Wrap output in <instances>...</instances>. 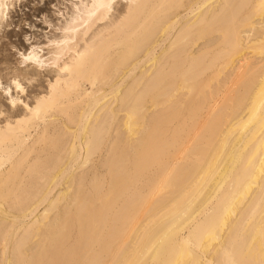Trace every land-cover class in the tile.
I'll return each mask as SVG.
<instances>
[{
    "label": "bare ground",
    "instance_id": "6f19581e",
    "mask_svg": "<svg viewBox=\"0 0 264 264\" xmlns=\"http://www.w3.org/2000/svg\"><path fill=\"white\" fill-rule=\"evenodd\" d=\"M67 16L46 91L0 86V264H264V0Z\"/></svg>",
    "mask_w": 264,
    "mask_h": 264
},
{
    "label": "rangeland",
    "instance_id": "374dc122",
    "mask_svg": "<svg viewBox=\"0 0 264 264\" xmlns=\"http://www.w3.org/2000/svg\"><path fill=\"white\" fill-rule=\"evenodd\" d=\"M71 2L73 0H6L8 4L7 15L0 24V86H6V83L7 85L10 84L12 79L18 80L23 87V92L17 93L12 90V93H16L21 101L30 104L34 95L46 91L47 82L59 74V69L51 63L40 69L28 62L22 63L23 59L20 54L29 46L37 45L41 49V55L50 56L49 51L52 47L49 48L51 45L49 46L48 40L55 37L56 34H60L58 27L67 20ZM159 51L157 50L155 53ZM66 58L67 56L64 59ZM64 59L60 60L64 61ZM60 60H58V65L61 64ZM137 70L134 74L138 73ZM21 108L22 106L19 104L14 110H11L6 96L0 89L1 124L10 113H22ZM57 126L61 128L59 123ZM32 134H34L33 131ZM70 172H73L74 175L78 174L79 170L72 169ZM62 181L59 180L58 185L51 193V197L62 190Z\"/></svg>",
    "mask_w": 264,
    "mask_h": 264
},
{
    "label": "snow or ice",
    "instance_id": "6c2138e0",
    "mask_svg": "<svg viewBox=\"0 0 264 264\" xmlns=\"http://www.w3.org/2000/svg\"><path fill=\"white\" fill-rule=\"evenodd\" d=\"M10 102L14 103V101H10Z\"/></svg>",
    "mask_w": 264,
    "mask_h": 264
}]
</instances>
